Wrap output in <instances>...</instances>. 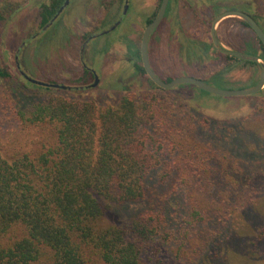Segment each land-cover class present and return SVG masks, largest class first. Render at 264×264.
Segmentation results:
<instances>
[{"label":"trees","instance_id":"obj_1","mask_svg":"<svg viewBox=\"0 0 264 264\" xmlns=\"http://www.w3.org/2000/svg\"><path fill=\"white\" fill-rule=\"evenodd\" d=\"M64 1L40 4L41 31ZM255 38L259 50L249 43L245 53L264 61ZM219 54L224 67L203 80L219 89H231L224 79L231 66L260 67ZM135 57L136 73L146 76L139 50ZM93 77L85 68L80 83ZM8 80L0 67V81ZM16 84L0 98V115L9 116L6 141L13 143L10 155L0 154V264H215L224 249L223 256L247 255L240 235L236 241L221 236L235 217L246 234L264 224V177L246 166L250 155H242L247 163L239 171L223 152L252 138L238 131L230 138L218 124L162 104L157 95L124 96L116 107L99 109L61 97L38 102ZM131 205L141 207L109 220Z\"/></svg>","mask_w":264,"mask_h":264},{"label":"rangeland","instance_id":"obj_2","mask_svg":"<svg viewBox=\"0 0 264 264\" xmlns=\"http://www.w3.org/2000/svg\"><path fill=\"white\" fill-rule=\"evenodd\" d=\"M124 1L69 0L57 22L41 31L39 6L47 0H0V67L12 77L7 82L0 81V98L5 97V91L14 83L25 86L21 88L25 97L38 102L61 97L94 103L99 109L116 107L124 96L151 100L157 95L164 100L162 104L179 106L199 120L218 124L230 133V138L234 131L252 138L247 146L242 145L244 150L239 146L234 152L232 149L230 153L222 152L231 158L233 169L239 171L247 163L242 155H250L254 159L246 166L251 167L253 175L264 177V88L252 96L218 100L191 88L162 90L152 86L146 76L136 73L134 65L139 63L135 53L140 48L142 33L147 21L157 12L159 0H127L123 9ZM168 5L169 13L148 43L150 66L161 79L189 76L203 81L224 67V58L210 35L213 20L223 12L248 11L264 29V0H169ZM241 21L226 17L216 24L220 48L246 54V45L251 43L259 50L254 33ZM252 63L260 67L231 66L224 75L231 88L227 90L250 88L257 83L262 60ZM85 68L96 75L94 86V78L85 85L80 83ZM19 71L37 82L65 89L47 90L27 84ZM8 118L6 114L0 115L2 156L13 152L12 139L6 141ZM200 133L198 136L204 142V133ZM140 207L131 205L109 220H122ZM242 227V221L235 217L221 238L225 239L226 234L230 238L240 235V251L247 255L243 259L230 252L223 256L224 249L215 264H264V224L247 234L241 231Z\"/></svg>","mask_w":264,"mask_h":264},{"label":"water","instance_id":"obj_3","mask_svg":"<svg viewBox=\"0 0 264 264\" xmlns=\"http://www.w3.org/2000/svg\"><path fill=\"white\" fill-rule=\"evenodd\" d=\"M69 0H65L63 3L59 13L64 9V7L67 6ZM169 0H161L159 8L156 12V15L154 19L147 24L145 27L142 36H141V42H140V48H139V53H140V61L142 68L147 76V78L158 88L162 90H170L178 86L182 85H191L196 87L197 89L210 94L215 97H220V98H234V97H245V96H252L257 93H259L263 88H264V61H262V65L259 71V77L257 83L250 88H244V89H236V90H227V89H219L216 87H213L206 82L194 78V77H189V76H181L177 77L175 79H172L170 82L166 83L160 80L152 71L149 63V58H148V43L149 39L154 32V30L157 28V26L160 24V22L163 20L166 9L168 6ZM58 13V14H59ZM226 17H237L243 22L246 23V25L249 27V29L254 33V35L257 37L259 42L264 46V32L261 29V27L258 25V23L248 14L237 11V10H230L221 13L218 15L212 23V26L210 28V35L211 39L213 42V45L215 48H217L220 52L223 54H226L228 56L237 58L241 61H250V62H258L260 59L256 56H250L244 53H239V52H233V51H226L223 50L222 48L219 47L216 34H215V26L216 24L221 21L222 19ZM21 76L28 81L31 84L38 85V86H43V87H53V88H59V89H65V87L61 86H56V85H49L41 82H37L27 76L24 73H21ZM97 82V78L95 77V82L92 86H94Z\"/></svg>","mask_w":264,"mask_h":264},{"label":"flooded vegetation","instance_id":"obj_4","mask_svg":"<svg viewBox=\"0 0 264 264\" xmlns=\"http://www.w3.org/2000/svg\"><path fill=\"white\" fill-rule=\"evenodd\" d=\"M64 2H65V1H64ZM126 4H127V0L124 1L123 9H124V7H125V8L127 7ZM60 9H61V7L58 9V11L56 12V14L52 17L50 23L48 24L47 27H45V29H46V28H49L50 26H53V24H55V22H57L58 18L60 17L61 13L64 11L65 7H64V9L59 13ZM122 11H123V10H122ZM58 13H59V14H58ZM117 23H119V20L117 21ZM38 26H39V24H38ZM42 29H44V28H42ZM45 29H44V30H45ZM15 59H16V58H15ZM16 65H17V66H16L17 69H20L19 64H18L17 62H16ZM84 66H85V65H84ZM87 69H88V68H87ZM88 70H89V69H88ZM90 71H91V70H90ZM91 72H92V75L94 76L93 78L95 79L96 75L93 73V71H91ZM19 73L21 74V73H23V72L19 71Z\"/></svg>","mask_w":264,"mask_h":264}]
</instances>
